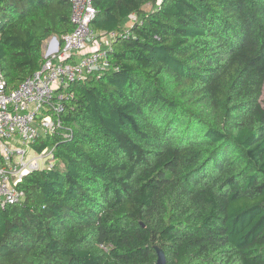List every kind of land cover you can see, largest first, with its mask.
<instances>
[{"label":"trees","instance_id":"obj_1","mask_svg":"<svg viewBox=\"0 0 264 264\" xmlns=\"http://www.w3.org/2000/svg\"><path fill=\"white\" fill-rule=\"evenodd\" d=\"M93 6L97 32L130 35L32 144L55 164L0 207V264H157L156 248L165 264H264V0ZM70 15L69 0H0L7 91Z\"/></svg>","mask_w":264,"mask_h":264},{"label":"built area","instance_id":"obj_2","mask_svg":"<svg viewBox=\"0 0 264 264\" xmlns=\"http://www.w3.org/2000/svg\"><path fill=\"white\" fill-rule=\"evenodd\" d=\"M73 30L62 37V47L48 39L43 43V61L12 90L0 73V207L21 203L17 188L22 178L35 170L52 169V149L37 152L32 144L54 133L61 125L62 102L71 96L69 83L109 67L108 53L122 32L99 33L91 23L93 0H69ZM131 24V23H130ZM67 136V134H65Z\"/></svg>","mask_w":264,"mask_h":264},{"label":"water","instance_id":"obj_3","mask_svg":"<svg viewBox=\"0 0 264 264\" xmlns=\"http://www.w3.org/2000/svg\"><path fill=\"white\" fill-rule=\"evenodd\" d=\"M157 264H165V255L160 248H156Z\"/></svg>","mask_w":264,"mask_h":264},{"label":"crops","instance_id":"obj_4","mask_svg":"<svg viewBox=\"0 0 264 264\" xmlns=\"http://www.w3.org/2000/svg\"><path fill=\"white\" fill-rule=\"evenodd\" d=\"M48 39H50V40L53 41V40L56 39V38H55V36H51V37H49ZM48 39H46L44 42H46ZM42 54H43V48H42Z\"/></svg>","mask_w":264,"mask_h":264},{"label":"rangeland","instance_id":"obj_5","mask_svg":"<svg viewBox=\"0 0 264 264\" xmlns=\"http://www.w3.org/2000/svg\"><path fill=\"white\" fill-rule=\"evenodd\" d=\"M147 8V7H146ZM145 8V9H146ZM147 9H149V6H148V8ZM56 38V37H55ZM54 41V40H53ZM55 43H57L58 45H59V41L57 40V38L55 39V41H54Z\"/></svg>","mask_w":264,"mask_h":264}]
</instances>
